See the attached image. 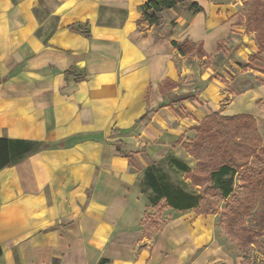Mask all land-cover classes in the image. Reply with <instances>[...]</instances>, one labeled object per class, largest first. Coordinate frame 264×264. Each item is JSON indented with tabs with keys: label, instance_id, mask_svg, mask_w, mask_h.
<instances>
[{
	"label": "crops",
	"instance_id": "obj_1",
	"mask_svg": "<svg viewBox=\"0 0 264 264\" xmlns=\"http://www.w3.org/2000/svg\"><path fill=\"white\" fill-rule=\"evenodd\" d=\"M146 1L0 0V137L50 146L0 169V264H240L217 214L166 208L146 222L151 204L129 156L141 169L146 155L184 158L178 139L206 115L244 112L249 92H264L224 105L225 64L214 76L197 63L223 44L244 64L257 52L244 0H187L151 24ZM191 3L201 11L176 13ZM70 23H88L90 37ZM171 41L201 43L202 58L189 62ZM196 79L202 87L178 93ZM124 232L142 235L115 240Z\"/></svg>",
	"mask_w": 264,
	"mask_h": 264
},
{
	"label": "trees",
	"instance_id": "obj_2",
	"mask_svg": "<svg viewBox=\"0 0 264 264\" xmlns=\"http://www.w3.org/2000/svg\"><path fill=\"white\" fill-rule=\"evenodd\" d=\"M186 2L147 0L141 6V20L157 23V13ZM189 8L194 12L200 10L196 3L189 4ZM243 12L244 28L254 34L258 49L249 56L247 66L264 74V67L252 63L256 58L264 61V0H244ZM67 28L90 37L88 23H70ZM189 43L171 41L181 55L189 52L186 49ZM195 45L202 57L201 43ZM83 78L84 75H79L75 80ZM171 85L174 87L177 83L171 81ZM151 115L152 111L146 112L136 123H148ZM192 128L194 137L182 146L195 160L194 167L168 154L160 159L146 155L147 166L141 169L129 156L130 163L142 171L140 192L147 193L151 209L155 210L150 224L157 225L156 219L166 208L176 212L192 211L205 217L218 214L221 228L237 248L249 250L255 245L264 261V144L255 118L248 112L222 115L213 111ZM48 147L35 140L0 137V169ZM106 263L108 259H101L98 264Z\"/></svg>",
	"mask_w": 264,
	"mask_h": 264
},
{
	"label": "rangeland",
	"instance_id": "obj_3",
	"mask_svg": "<svg viewBox=\"0 0 264 264\" xmlns=\"http://www.w3.org/2000/svg\"><path fill=\"white\" fill-rule=\"evenodd\" d=\"M180 8V7H179ZM201 10H199L198 12H200ZM176 13L180 14H184L185 16L187 15V17H191L192 15H194L197 12H194L192 9H185V8H181L178 9L176 8ZM173 23V21H172ZM175 24V21H174ZM252 35H254L253 33H251ZM254 39V36H253ZM224 46V47H223ZM189 52L188 54V61L191 63H195V60H193L192 58L195 56H197L198 59L202 58L201 56V51L197 50V46L195 44L189 43L187 44V48H186ZM220 52H222L220 55L216 56V61L215 59L212 58H206L205 60L202 61V59H200L201 61H198L197 63H199V66H203L204 68L207 66H212L213 67V71L214 69L216 71H214V76L220 75L219 72V67H222L223 64H225V72L227 73V75L229 76V79H225V78H219L216 77L217 79H219L221 82H223V84L226 86V93H228L226 95V98L223 101L224 105H229L232 101V96L233 99H237L234 103L235 106L240 105L239 103V99H241L239 96L240 94L246 92L247 90H255L257 89V93H260V88H262V86H264V74L261 73L260 71H257L255 69H251L249 68L247 65L249 63V59H248V63L244 64L240 61H238L237 59L234 58L233 54L230 53L229 49L223 44L222 48L220 50ZM253 55V54H252ZM250 56V55H249ZM231 57L232 60H234L236 66H234L233 64L230 65V63L228 62V58ZM249 58V57H248ZM213 62V65H212ZM253 65H260L262 67H264V61L260 60L258 58L254 59L252 61ZM217 66V67H216ZM221 76V75H220ZM228 84H230V86H228ZM203 86V82L198 81L197 79L195 80V82L193 84H188V85H181L180 89L178 90V93H182V95H186L188 93H190L192 87H197L200 88ZM184 88V89H181ZM187 89V90H186ZM196 92V88L194 93ZM238 96L237 98H234L235 96ZM248 97H250V102H251V107L248 108H243L244 112H248L249 114H251L257 123V128L258 131L261 135V139H262V143L264 144V99L258 97V96H250V92L247 95ZM243 99V98H242ZM241 99V100H242ZM246 101V100H245ZM234 106V107H235ZM193 138V137H192ZM192 138L187 139L188 141H190ZM187 140L182 141L185 142ZM181 143V142H180ZM181 143V145H182ZM183 147V146H182ZM184 149V148H183ZM185 151V150H184ZM186 154L182 155L184 158H181L182 160H184L190 167H194L195 165V160L188 155V153L185 151ZM176 156V155H175ZM178 157V156H177ZM144 196L147 199V193L144 194ZM222 205V204H221ZM149 208V207H148ZM148 215L145 217L146 222L147 220L150 219V216H155V210L149 208L146 212ZM218 217V222H219V215L217 214ZM149 222V221H148ZM220 225V224H219ZM221 230L223 231V233L227 236V239L229 240V242L231 243L230 248L234 249L235 254H237L238 256H242L241 258V262L240 264H264V261L262 260V255L259 253L258 247L253 245L251 246V248L249 250H246V248L240 250L237 248L236 244L234 241H232L228 235L224 232V230L221 228ZM156 230H153L151 234H154ZM142 235V232L138 233V232H124L120 235H118L115 240H134L135 238H138ZM230 245V244H229Z\"/></svg>",
	"mask_w": 264,
	"mask_h": 264
},
{
	"label": "bare ground",
	"instance_id": "obj_4",
	"mask_svg": "<svg viewBox=\"0 0 264 264\" xmlns=\"http://www.w3.org/2000/svg\"><path fill=\"white\" fill-rule=\"evenodd\" d=\"M260 98L264 99V92L260 93ZM241 105V104H240ZM241 107V106H240Z\"/></svg>",
	"mask_w": 264,
	"mask_h": 264
}]
</instances>
